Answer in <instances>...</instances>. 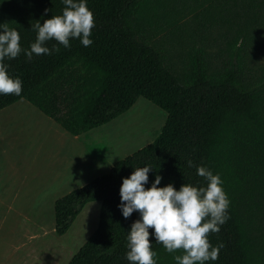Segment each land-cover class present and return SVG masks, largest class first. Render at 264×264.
Here are the masks:
<instances>
[{"label": "trees", "instance_id": "16d2710c", "mask_svg": "<svg viewBox=\"0 0 264 264\" xmlns=\"http://www.w3.org/2000/svg\"><path fill=\"white\" fill-rule=\"evenodd\" d=\"M87 6L95 18L93 43L71 39L70 48L58 45L51 55L6 60L9 74L23 84L19 96L0 94V109L25 99L72 135L113 120L139 97L166 117L152 141L55 200L59 236L86 203L100 201L96 228L66 264H130L126 236L139 213L123 217L119 189L122 177L145 165L153 167L146 187L159 174V186L172 183L177 190L184 183L206 186L196 166L218 172L229 219L208 234L220 250L205 264H264V63L249 65L264 45V0H87ZM64 7L62 0H0V24L16 29L22 47L30 48L31 26ZM185 11L219 30V44L212 51L201 38L190 46L186 67L177 69L151 32L176 24ZM56 43L47 42L49 48ZM151 246L157 264H177L173 257L183 254L167 252L162 243Z\"/></svg>", "mask_w": 264, "mask_h": 264}, {"label": "clouds", "instance_id": "9594fccd", "mask_svg": "<svg viewBox=\"0 0 264 264\" xmlns=\"http://www.w3.org/2000/svg\"><path fill=\"white\" fill-rule=\"evenodd\" d=\"M62 3L65 5L62 14L52 15L43 23L37 20L31 26L36 38L30 48L22 47L16 29L9 28L6 23L0 24V94L19 96L22 92L23 81L9 74L6 60L21 53L29 61L34 54L51 55L60 50L58 45L70 48L71 39H79L85 47L93 43L95 18L87 0H62ZM48 11L45 9V13ZM51 40L57 43L49 48L47 42ZM187 163L193 166L191 160ZM152 169L150 165L135 167L129 176L122 177L117 207L126 219L134 211L139 213V219L127 231L126 259L130 264H157L153 242L162 243L169 253L183 249L182 255L173 257L177 264H205L218 259L220 245H212L208 234L220 231V226L229 219L230 206L220 174H214L206 166H196L197 175L204 177L206 186L184 183L177 190L172 183L159 186L163 179L159 174L146 187Z\"/></svg>", "mask_w": 264, "mask_h": 264}, {"label": "crops", "instance_id": "0c3cea01", "mask_svg": "<svg viewBox=\"0 0 264 264\" xmlns=\"http://www.w3.org/2000/svg\"><path fill=\"white\" fill-rule=\"evenodd\" d=\"M16 102L0 109V263L4 233L9 225H18L22 219L41 225L51 218V230L58 197L107 173L115 161L130 153L117 156L114 142L104 135L118 116L72 135L31 103ZM21 186L36 193L53 194L22 212L16 206ZM4 224L8 226L4 228Z\"/></svg>", "mask_w": 264, "mask_h": 264}, {"label": "rangeland", "instance_id": "374dc122", "mask_svg": "<svg viewBox=\"0 0 264 264\" xmlns=\"http://www.w3.org/2000/svg\"><path fill=\"white\" fill-rule=\"evenodd\" d=\"M184 13L178 16L176 24L164 26L161 29L155 28L151 32V37L162 44L169 54V62L177 69L186 67L190 46L193 43L195 46L199 45L201 38L207 39L212 51H216L219 44L215 40L219 30L207 29L196 23L192 12ZM260 63H264V45L249 65L254 68ZM18 102L30 104L25 99H20L16 103ZM164 112L145 98H137L127 111L117 117L116 122L108 126L104 134L109 135L110 141L114 142L117 156H120L122 152L131 153L152 141L160 132L157 133V130L164 123L166 117ZM18 191L16 206L22 212L38 205L45 196L53 194L36 193L29 191L25 186H21ZM99 205L100 201L86 203L64 236H57L53 228L50 230L53 226L51 218L46 219L41 225L30 224L23 219L18 225H9L10 227L6 228L4 233L3 262L0 264H64L96 228ZM1 214L0 209V219ZM6 226L8 224H4V228ZM66 247L68 249L64 250Z\"/></svg>", "mask_w": 264, "mask_h": 264}, {"label": "bare ground", "instance_id": "6f19581e", "mask_svg": "<svg viewBox=\"0 0 264 264\" xmlns=\"http://www.w3.org/2000/svg\"><path fill=\"white\" fill-rule=\"evenodd\" d=\"M151 108H152V107H151ZM151 108H150V109H151ZM164 113H165V112H164ZM126 114H127V113H126ZM123 116H124V115H123ZM158 120H159V119H158ZM160 121H161V120H160ZM147 130H148V129H147ZM157 131H158V130H157ZM150 136H151V135H150Z\"/></svg>", "mask_w": 264, "mask_h": 264}]
</instances>
